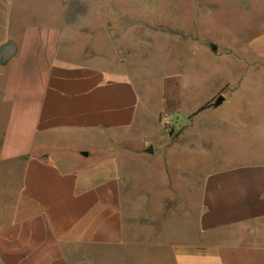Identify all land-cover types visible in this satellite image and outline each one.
Returning a JSON list of instances; mask_svg holds the SVG:
<instances>
[{
	"label": "crops",
	"instance_id": "obj_1",
	"mask_svg": "<svg viewBox=\"0 0 264 264\" xmlns=\"http://www.w3.org/2000/svg\"><path fill=\"white\" fill-rule=\"evenodd\" d=\"M66 10L21 26L19 4L0 0V264H244L248 255L264 264V152L202 170L199 180L182 161L178 179L164 183L172 194L149 204L148 189L134 186L118 161L132 141L138 91L77 50ZM250 50L264 68V34ZM248 93L222 90V105L234 96L264 105V88ZM260 118L238 122L239 134L264 142ZM181 137L167 151L180 150ZM193 141L196 151L201 142ZM82 159L87 168L77 165ZM136 200L172 214L133 215ZM182 201L198 208L193 216L181 217Z\"/></svg>",
	"mask_w": 264,
	"mask_h": 264
},
{
	"label": "rangeland",
	"instance_id": "obj_2",
	"mask_svg": "<svg viewBox=\"0 0 264 264\" xmlns=\"http://www.w3.org/2000/svg\"><path fill=\"white\" fill-rule=\"evenodd\" d=\"M17 3L21 26L32 23L33 18L36 24H48L60 16L61 8L67 9L62 18L71 26L69 35L77 40V50L91 53L102 70L131 78L140 108L132 141L118 152V161L122 174L135 175L126 176L134 180V186L143 184L148 189L149 204L157 205L163 195L172 194L164 183L178 179L182 161L195 173L192 178L197 174L198 179L202 170L253 162L264 152L263 141L238 132L242 131L238 122L246 127L260 122L264 105H251L249 100L245 104L237 96L229 104L213 105L222 90L251 94L264 88V68L252 63L250 50L264 34V0H15ZM174 85L179 87V101L177 95L173 100ZM179 137L180 150L167 151L173 138ZM185 137L201 142L196 143V151L189 149L191 140ZM150 148L152 152H148ZM89 162L82 159L77 165L87 168ZM181 186L187 195L191 192L188 184ZM133 203V215L162 216L173 211L141 207L140 200ZM183 204L181 217L193 216L198 210ZM244 264H254L253 256L248 255Z\"/></svg>",
	"mask_w": 264,
	"mask_h": 264
},
{
	"label": "water",
	"instance_id": "obj_3",
	"mask_svg": "<svg viewBox=\"0 0 264 264\" xmlns=\"http://www.w3.org/2000/svg\"><path fill=\"white\" fill-rule=\"evenodd\" d=\"M215 50H216V48H215ZM225 101V98L223 97V96H219L218 98H217V100H216V102L213 104L214 106H220V105H222V103ZM148 152H152V148H150L149 149V151Z\"/></svg>",
	"mask_w": 264,
	"mask_h": 264
}]
</instances>
